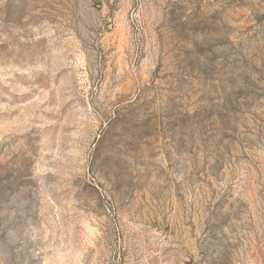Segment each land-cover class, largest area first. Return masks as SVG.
Returning <instances> with one entry per match:
<instances>
[{
  "label": "rangeland",
  "instance_id": "obj_1",
  "mask_svg": "<svg viewBox=\"0 0 264 264\" xmlns=\"http://www.w3.org/2000/svg\"><path fill=\"white\" fill-rule=\"evenodd\" d=\"M0 264H264V0H0Z\"/></svg>",
  "mask_w": 264,
  "mask_h": 264
}]
</instances>
